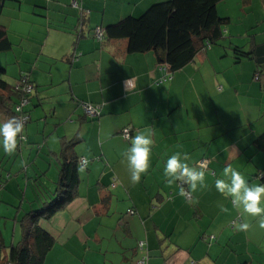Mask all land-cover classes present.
<instances>
[{"label": "crops", "instance_id": "crops-1", "mask_svg": "<svg viewBox=\"0 0 264 264\" xmlns=\"http://www.w3.org/2000/svg\"><path fill=\"white\" fill-rule=\"evenodd\" d=\"M163 1H3L0 25L11 47L0 53V74H16L11 86L3 80L9 89L0 90V120L14 116L13 89L24 74L32 90L21 133L26 142L17 143L14 162L33 147L41 160H34L28 177L24 172L23 184L8 182L15 166L4 171L3 164L13 156L0 149V264L19 241V217L36 207L38 184L54 188L58 164L52 153L61 139L75 142L86 166L79 169L76 197L43 222L53 243L41 264H136L138 242L146 245L147 264H260L254 259L263 241L260 217L241 214L215 181L231 168L258 184L255 176L264 170V153L252 144L264 133V67L254 80L256 61L235 62L232 52L234 46L248 53L264 45V0L219 1L216 13L227 19L220 39L229 50L202 48L155 84L168 74L162 68L169 64L157 58L163 51L129 53L125 40L105 38L104 29ZM223 57L229 60L220 62ZM230 69L234 75L227 77ZM84 105L99 110L97 118H86ZM125 127L129 141L121 136ZM141 131L151 133L150 163L132 182L123 152ZM177 152L205 173V185L196 190L184 181L189 199L180 192L182 181L164 175L166 158ZM200 160L205 170L197 167ZM129 209L134 213L125 214Z\"/></svg>", "mask_w": 264, "mask_h": 264}, {"label": "trees", "instance_id": "trees-1", "mask_svg": "<svg viewBox=\"0 0 264 264\" xmlns=\"http://www.w3.org/2000/svg\"><path fill=\"white\" fill-rule=\"evenodd\" d=\"M3 1L0 0V14ZM219 1L221 0H167L155 3L148 7L139 17H126L116 24L107 26L104 29L105 38L125 40L126 50L129 53L162 50L164 53L163 57L157 58L159 62L169 64L168 71L171 77L174 71L190 63L202 48L210 47V45L215 44L221 38V26L227 22V19L219 17L216 13L215 6ZM10 47V40L5 29L0 25V53L9 50ZM232 52L235 62L244 58L256 61L258 68L254 72L253 79L257 76V79L254 80H258L261 72L259 69L264 67V45L248 53L234 46ZM162 78L163 76L155 84H161L162 82L159 81ZM19 81L18 78L16 84ZM8 89V85L0 79V90L8 91ZM13 90L17 100L14 101L12 112L13 117H16L17 113L14 108L20 102L23 94L16 86ZM29 94L24 95V97L27 98ZM12 101L10 99V102ZM25 106L22 108V112L25 110ZM98 112L99 110H97L95 116L83 114L86 118L94 120L97 118ZM24 114L28 116L26 110ZM125 129L128 130L129 138L124 139L122 137V139L129 141L131 131L129 128H123V130ZM23 142H26V136L18 134L17 143ZM74 143L71 140L61 139L59 152L57 154L52 153L58 164V177L54 183V188L52 191H46L38 184V195L35 201L32 202L36 203V207L25 211L19 217L20 238L16 244L9 247L7 260L4 264H41L51 248L53 239L45 231L43 222L48 220L58 210L63 209L76 197L79 169L86 166V163L84 166L79 164V160L82 157L79 158L75 154ZM252 144L264 153V133L257 136ZM197 167L205 170L207 165L205 167L197 165ZM255 177L261 183L264 179V170L260 176L256 175ZM6 178H8V175ZM182 183L184 187L179 186L181 194L186 189L185 182L182 181ZM1 187L2 185L0 184ZM128 211H132L131 214L134 213L133 210L129 209L125 214L130 215L127 213ZM143 253L147 256L146 251Z\"/></svg>", "mask_w": 264, "mask_h": 264}, {"label": "clouds", "instance_id": "clouds-1", "mask_svg": "<svg viewBox=\"0 0 264 264\" xmlns=\"http://www.w3.org/2000/svg\"><path fill=\"white\" fill-rule=\"evenodd\" d=\"M22 132L21 120L15 117L0 120V149L6 153H12L17 146V136ZM152 143L151 133L141 131L131 138L130 146L123 152L132 182H138L141 174L148 169ZM163 171L164 175L171 180L185 181L190 184L193 190L205 185L204 171L189 167L179 152L166 158ZM223 176L224 178L216 179V189L225 197H231L241 214L260 217V227L264 228V183L249 184L238 171L231 168H225ZM242 227L246 229L248 225L244 224Z\"/></svg>", "mask_w": 264, "mask_h": 264}, {"label": "rangeland", "instance_id": "rangeland-1", "mask_svg": "<svg viewBox=\"0 0 264 264\" xmlns=\"http://www.w3.org/2000/svg\"><path fill=\"white\" fill-rule=\"evenodd\" d=\"M224 39H220V40H218L215 44H213L212 45V47L215 49V50H219V51H221V54H222V52H224V48L223 47H227V49L226 50H229L228 49V46H227V44H225V41H223ZM236 40L237 41H243V39L242 38H240V37H236ZM240 42V43H241ZM227 60H229V59H227L226 57H223V58H221L219 61L220 62H225V61H227ZM0 67H4L2 64H1V61H0ZM231 70V69H230ZM227 71V70H226ZM226 71H224L225 73H226ZM10 73H11V76H10ZM227 73H228V76H227V74H225L227 77H229V76H231L232 74L234 75V73H233V71L231 70L230 72H228L227 71ZM13 74H16L15 73V71H13V72H11V71H9V72H7V74L6 75H4V74H0V79H2V80H4L8 85H12L11 83H12V79H11V77L13 76ZM16 79H17V77H16ZM15 85V81H14V84H13V86ZM26 107V106H25ZM236 113V109H234V107H232V109H231V111L228 113V115H230V116H232V115H234ZM227 115V116H228ZM22 144H25V142H23ZM29 147V146H28ZM15 152V150L12 152V156H13V160H9V161H5V163L3 164V167H6L5 169H4V171L6 170H10V168L12 167V165L14 164V168L10 171V173H11V178L8 180V182L9 181H15V180H18V182H20V183H22L23 184V181H24V176H25V174H24V172L26 171L27 172V177L30 175V172H32L33 171V169H34V165H33V163H34V160H41V158H39V157H36V149H34V147L32 148V151H31V153L30 154H28V152H26L25 150H24V153H23V155H24V159L21 161V159L20 158H17V160H16V164H15V162H14V155L16 156L17 154L16 153H14ZM6 162H8V163H6ZM51 164H53V162H51ZM51 167H52V165H51ZM55 167V166H54ZM21 168V169H20ZM2 169V168H1ZM18 169V170H17ZM27 169V170H26ZM14 170H17V176L18 177H16L15 176V173H13L14 172ZM20 170V171H19ZM13 183V182H12ZM20 187H21V185H20ZM23 189V188H22ZM29 191H30V189L28 188V190H27V192H26V197L27 196H29ZM15 192V194L16 195H18V197H20L21 195H22V192L20 191V192H17L16 190L14 191ZM20 194V195H19ZM233 222V221H232ZM232 222H231V224H232ZM235 223V222H234ZM233 223V224H234ZM232 224V225H233ZM260 237H261V234H260ZM262 239H263V241H262V244L260 245V247L257 249V251L255 252V260L257 261V262H259L260 264H264V259H260V255L262 256V257H264V234H262Z\"/></svg>", "mask_w": 264, "mask_h": 264}, {"label": "built area", "instance_id": "built-area-1", "mask_svg": "<svg viewBox=\"0 0 264 264\" xmlns=\"http://www.w3.org/2000/svg\"><path fill=\"white\" fill-rule=\"evenodd\" d=\"M94 35H95V38L97 40H100L103 38L102 36V31L99 29V28H96L95 31H94ZM162 69H165L168 74H164L163 78L159 81V82H163V81H166L168 79H170V75H169V71H168V67L166 66H163ZM254 79H257V76L254 77ZM19 82L16 84V88L18 90H21L20 92H22L23 96L20 100V102L18 103V105L15 106L14 110L15 112L17 113V116L15 118L21 120L23 122V125L26 123L27 119H28V116L26 114H24L22 112V108L27 104V98L24 97V95H27L30 93V91L32 90V86L31 84H29V82L27 81V78L24 74H21L19 76ZM126 82H127V87L128 86H131V81H125L124 82V85L126 86ZM83 112L87 115H90V116H95L96 113H97V109L95 107H92V106H86L84 105L83 106ZM122 137L124 139H128L129 138V134H128V130L125 129L122 131ZM86 163L85 159L84 158H80L79 160V164L81 166H84ZM198 166H201V167H205L206 166V161L205 160H200L198 163H197ZM179 186H183L184 187V184L182 182H179ZM182 195L184 196L185 199H189L190 195L188 193V191L186 189H184L182 191ZM128 214H131L132 211H128L127 212ZM234 223V221L232 222V224ZM212 238V237H210ZM137 248L139 249V251L141 252L140 254V257L136 260V264H146L147 263V256L145 255V243L144 242H138L137 243Z\"/></svg>", "mask_w": 264, "mask_h": 264}]
</instances>
